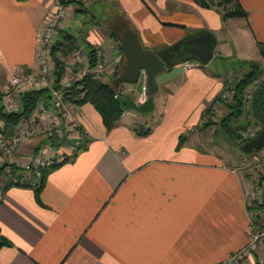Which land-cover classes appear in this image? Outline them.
<instances>
[{
    "label": "crops",
    "instance_id": "1",
    "mask_svg": "<svg viewBox=\"0 0 264 264\" xmlns=\"http://www.w3.org/2000/svg\"><path fill=\"white\" fill-rule=\"evenodd\" d=\"M71 2L58 38L68 31L88 52L101 47L109 76L125 56L110 33L118 17L156 52L205 33L221 55L231 53L235 32L251 48L264 42V0H241L248 17L227 19L194 0H89L82 11ZM58 7V0H0V92L12 73L39 69L37 39ZM66 52L59 55L68 73L73 57ZM183 61L158 75L152 111L126 109L112 129L93 104L71 102L88 133L76 154L72 133L54 141L36 136L33 145L47 144L67 158L49 170L41 201L33 186L8 184L0 171V235L8 241L0 264H221L248 243L246 175L207 146L199 127L223 78L211 62L185 68ZM120 87L126 99L140 90L129 82ZM242 264H264V244Z\"/></svg>",
    "mask_w": 264,
    "mask_h": 264
},
{
    "label": "built area",
    "instance_id": "2",
    "mask_svg": "<svg viewBox=\"0 0 264 264\" xmlns=\"http://www.w3.org/2000/svg\"><path fill=\"white\" fill-rule=\"evenodd\" d=\"M58 3V9L47 19L37 39L39 69L36 72L12 73L10 86L0 92V108L2 107L5 111L13 113L20 111L24 92L41 88L50 90L49 100L47 102L41 100L33 115L21 121L11 133L5 132V122L0 120V167L5 166L7 182L20 180L30 183L32 186H38L43 169H50L67 159L64 154L47 144L33 145V140L38 135L54 141L57 139L64 140L72 133L76 139L73 154H76L86 144L88 133L74 114L72 101L66 95L67 88L74 86L86 73H91L95 79L102 82H108V65L102 48L95 46L96 61L94 66L90 67L88 51L78 46L72 60V67L69 68L68 73L61 82L59 84L56 83V62L52 55V47L58 40L63 22L72 14L70 5L67 2L61 3L58 0ZM74 64L77 65L75 70H73ZM199 65H201L199 60H187L184 63L185 68ZM137 82L140 90H136L134 100L137 103H143L149 97L148 72L146 68L140 70ZM234 92L235 83L226 84V88L220 93L219 99L208 110H205L203 116L211 115L215 104L219 100L228 98ZM121 93L118 92V97L122 96ZM27 144H30L32 149L23 151L22 148ZM262 159L264 160V155ZM14 168L17 169L18 173L14 172ZM254 187L251 193L253 200L248 201L246 199L248 208L256 201H263L264 183L257 184ZM250 213L251 230L248 243L221 264H242L264 244V227L252 216L253 212Z\"/></svg>",
    "mask_w": 264,
    "mask_h": 264
},
{
    "label": "trees",
    "instance_id": "3",
    "mask_svg": "<svg viewBox=\"0 0 264 264\" xmlns=\"http://www.w3.org/2000/svg\"><path fill=\"white\" fill-rule=\"evenodd\" d=\"M77 1L81 5L83 0H68L67 2ZM197 4L205 8H217L223 7L224 9H219L223 17L227 19L228 17H248V11L243 6L241 0H194ZM226 8V9H225ZM77 10L82 11L83 9L77 8ZM131 27V24L127 21L118 17L112 22L111 25V36L116 38L115 32L122 33L125 28ZM64 35L61 38H58L55 45L52 47V55L56 62L55 70V80L56 83H60L63 77L66 74V61L59 55V52H72L78 46V37L68 31H62ZM79 44V43H78ZM62 46H65L62 48ZM259 50L261 55L264 58V42L260 41L258 43ZM121 47V45H120ZM66 48V49H65ZM122 49V47H121ZM89 54V64L90 67H93L96 61V50L95 46H90ZM123 62H125V56L123 57ZM122 62V63H123ZM250 69L245 75L242 76L235 83V92L233 102L228 106L229 112L221 120V126L223 130L230 135V141H234L235 144L239 147L246 143L249 139L238 141L237 137L239 135L238 125L241 123L239 120L245 118L244 125H249L253 121L260 122L264 128V81L258 82L260 75L263 72L262 66L254 61H249ZM120 71H116L114 74V79L117 77ZM113 82H101L93 77L91 73H86L79 81L74 84V88H69L66 91L67 98L72 102L77 104L91 103L101 114L104 124L108 129H112L122 117L126 109L129 107L122 104L118 98V88L120 84H115ZM257 83V88L252 94V103L251 107L247 108V94L246 90L252 83ZM50 96V90L48 88L34 89L31 91H26L22 94V107L18 112H7L2 107L0 108V120L5 122V132L11 133L21 121L30 118L33 115L34 110L36 109L38 103L43 101H48ZM209 109V108H208ZM207 109V110H208ZM204 118V117H203ZM237 122V123H236ZM208 121L206 124H210ZM241 125H243L241 123ZM10 127V128H9ZM245 126H242L244 128ZM150 132V129L140 130L141 134ZM235 134H238L237 137ZM185 140V135H182L178 148L183 144ZM67 160V159H66ZM65 160V161H66ZM60 165V164H58ZM54 165L50 169L58 166ZM5 166L0 167V171H3ZM50 169H43L41 181L38 186H33L35 189L36 197L41 201V192L46 180V177ZM15 173H18L17 169H13ZM264 182V181H263ZM8 184H18L24 186H32L30 183L17 181V182H8ZM264 211V202L256 201L252 206L249 207L250 212L253 210ZM255 220L260 223L261 214L258 213L255 217ZM8 243L6 239H3L0 235V247L3 244Z\"/></svg>",
    "mask_w": 264,
    "mask_h": 264
},
{
    "label": "rangeland",
    "instance_id": "4",
    "mask_svg": "<svg viewBox=\"0 0 264 264\" xmlns=\"http://www.w3.org/2000/svg\"><path fill=\"white\" fill-rule=\"evenodd\" d=\"M89 0H83V4H87ZM75 7L81 8V4L77 1L71 2ZM82 4V5H83ZM221 9H224L223 7H220ZM219 8V9H220ZM82 9V8H81ZM226 9V8H225ZM82 13H80L81 16ZM231 18V17H228ZM243 18V17H242ZM101 19V20H100ZM99 21L102 23H105V19L103 17L99 18ZM92 26V25H91ZM87 27H90V24H87ZM227 35H221L220 38L222 40H225ZM233 40L230 41L229 45L232 48V51L229 55H233L231 58L228 59H222L215 56L214 60L211 61L209 68L213 69L216 73H219V75L222 76L224 85L222 87V90L220 93H222L223 89L226 88V84L232 82L236 83L239 79L242 78L243 75H245L246 72L250 69V62L254 61L259 63L262 68L263 72L260 75V78L258 79V82L264 81V58L260 53V50L258 47L251 48L249 46V43H247L246 37H240L237 32H235V35L232 38ZM79 43V39H78ZM76 44L77 46L79 44ZM220 46H218L217 50H219ZM72 51V57L74 58L75 51ZM67 53V52H66ZM217 55V54H216ZM68 56V54L66 55ZM69 56V57H71ZM245 58V59H244ZM69 60H73L70 59ZM196 60V59H190ZM184 60L183 62L185 63ZM75 62V61H74ZM73 62V63H74ZM201 63V62H200ZM76 64L73 65V70H75L77 67ZM206 66L201 63V65L196 66ZM67 74V72H66ZM65 74V75H66ZM114 79V76H108L107 80L108 82L112 83ZM98 80V79H97ZM100 81V80H99ZM102 82V81H101ZM252 83L246 90V96H247V108L249 109L251 107L252 103V94L257 88V83ZM135 85H139L138 82L133 83ZM125 88L119 87L118 92H122L125 90ZM124 97V92L121 93ZM220 97V94L218 96V99ZM234 93H232L228 98L219 100L215 106L213 107V112H211V115L206 116L202 119L200 123V128L202 129V137L204 140H207V146L215 149L218 151L222 156L231 163H234L236 167L239 168L240 171H242L246 175L247 180V193H246V199L248 201H252V190L255 188L254 186L257 184L264 183V160L262 159L264 155V148L262 149H256L252 150L250 152H246L243 149H241V145L238 147L235 142L232 140L230 141V135L226 133L222 126H221V120L223 117L229 112L228 106L230 103L233 102ZM205 112V111H204ZM203 112V115H204ZM207 115V114H206ZM208 121H210V124H206ZM241 123L238 125L239 135L235 134L238 141H242L245 139H249L251 137H254L258 134V132L263 128L262 123L253 121L249 125H244L245 118L241 117V120H239ZM237 123V122H236ZM242 126H245L242 128ZM252 216H256L258 213L261 214L260 223L261 226L264 227V211H257L253 210L251 211Z\"/></svg>",
    "mask_w": 264,
    "mask_h": 264
},
{
    "label": "water",
    "instance_id": "5",
    "mask_svg": "<svg viewBox=\"0 0 264 264\" xmlns=\"http://www.w3.org/2000/svg\"><path fill=\"white\" fill-rule=\"evenodd\" d=\"M61 3H66L68 0H59ZM115 35L124 51L125 62L121 65V70L114 79L115 84L123 82L135 83L140 76V70L146 68L148 72L149 97L143 103H137L134 99H126L122 96L118 98L125 106L137 110L139 112H150L155 106V95L158 92L159 84L157 77L160 73L166 71L169 66H172L176 59H173L175 52L173 51L179 46V43L156 52L154 49L143 45L140 36L136 30L131 27L124 29L122 33L115 32ZM189 43L195 45L189 49L190 55L179 60H199L203 65L209 64L215 56L222 59L231 58L233 55H221L215 53L216 40L211 33H205L193 37ZM68 87L67 89H69ZM74 88V86H71ZM264 147V128L258 134L241 145V149L250 152ZM264 202V196H263Z\"/></svg>",
    "mask_w": 264,
    "mask_h": 264
},
{
    "label": "flooded vegetation",
    "instance_id": "6",
    "mask_svg": "<svg viewBox=\"0 0 264 264\" xmlns=\"http://www.w3.org/2000/svg\"><path fill=\"white\" fill-rule=\"evenodd\" d=\"M195 44L194 43H184V44H179V46L174 49L173 51L175 52V56L173 59H181L183 57H186L190 55L191 53L189 52V49L192 48Z\"/></svg>",
    "mask_w": 264,
    "mask_h": 264
}]
</instances>
